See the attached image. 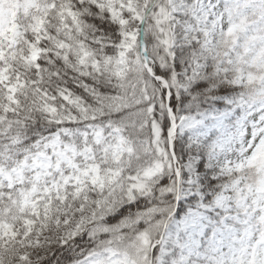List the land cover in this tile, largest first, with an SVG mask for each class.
Returning <instances> with one entry per match:
<instances>
[{
    "label": "snow or ice",
    "instance_id": "6c2138e0",
    "mask_svg": "<svg viewBox=\"0 0 264 264\" xmlns=\"http://www.w3.org/2000/svg\"><path fill=\"white\" fill-rule=\"evenodd\" d=\"M0 264H264V0H0Z\"/></svg>",
    "mask_w": 264,
    "mask_h": 264
}]
</instances>
